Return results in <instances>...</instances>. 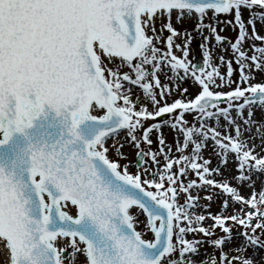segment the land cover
Returning a JSON list of instances; mask_svg holds the SVG:
<instances>
[{
  "label": "snow or ice",
  "instance_id": "snow-or-ice-1",
  "mask_svg": "<svg viewBox=\"0 0 264 264\" xmlns=\"http://www.w3.org/2000/svg\"><path fill=\"white\" fill-rule=\"evenodd\" d=\"M258 23L264 0H0V264H264Z\"/></svg>",
  "mask_w": 264,
  "mask_h": 264
},
{
  "label": "rangeland",
  "instance_id": "rangeland-1",
  "mask_svg": "<svg viewBox=\"0 0 264 264\" xmlns=\"http://www.w3.org/2000/svg\"><path fill=\"white\" fill-rule=\"evenodd\" d=\"M176 27H178V28H181V27H188L189 29H191V22H188V23H186L185 25H176ZM218 27H224V32L223 33H221L222 35H227V36H231V35H233V33H232V31H231V29H230V27H228L227 29H225L227 26H223V25H220V26H218ZM228 31V32H227ZM260 31L262 32V34H264V30L262 29V28H260ZM193 35H194V37H195V39L193 40V44H192V53L190 54V58H191V56H192V54L193 53H198L199 55H200V53H199V49L198 48H196L195 47V42L196 41H200V38H199V36H197L195 33H193ZM126 151H129V156L131 157V151L130 150H127L126 149ZM246 194V193H245Z\"/></svg>",
  "mask_w": 264,
  "mask_h": 264
},
{
  "label": "bare ground",
  "instance_id": "bare-ground-1",
  "mask_svg": "<svg viewBox=\"0 0 264 264\" xmlns=\"http://www.w3.org/2000/svg\"><path fill=\"white\" fill-rule=\"evenodd\" d=\"M205 34H207V33H205Z\"/></svg>",
  "mask_w": 264,
  "mask_h": 264
}]
</instances>
